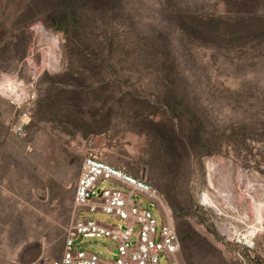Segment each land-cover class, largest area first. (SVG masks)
Instances as JSON below:
<instances>
[{
    "label": "rangeland",
    "instance_id": "1",
    "mask_svg": "<svg viewBox=\"0 0 264 264\" xmlns=\"http://www.w3.org/2000/svg\"><path fill=\"white\" fill-rule=\"evenodd\" d=\"M118 1L0 0V74L35 93L24 138L0 94V264H21L35 242L34 264L62 254L88 153L158 191V205L135 198L160 226L165 217L190 231L182 264H264V0ZM66 5L89 18L64 19ZM84 216L126 227L101 211ZM113 245L76 239L105 260Z\"/></svg>",
    "mask_w": 264,
    "mask_h": 264
},
{
    "label": "built area",
    "instance_id": "2",
    "mask_svg": "<svg viewBox=\"0 0 264 264\" xmlns=\"http://www.w3.org/2000/svg\"><path fill=\"white\" fill-rule=\"evenodd\" d=\"M0 94L16 108L17 115L9 123L12 134L24 138L28 133L31 116L26 107L35 98L30 84L16 74H0ZM105 180H114L119 187L103 189ZM142 193L158 205L159 194L150 183L123 169L105 162L94 153H88L80 166L74 192L75 221L64 241L62 254L49 259V264H182L179 260L182 243L175 226L166 220L160 226L154 213L144 207L135 195ZM101 211L124 221L126 227H110L91 216L80 217V212ZM87 235L110 238L114 245L113 257L76 249V239ZM136 236V242H132Z\"/></svg>",
    "mask_w": 264,
    "mask_h": 264
},
{
    "label": "trees",
    "instance_id": "3",
    "mask_svg": "<svg viewBox=\"0 0 264 264\" xmlns=\"http://www.w3.org/2000/svg\"><path fill=\"white\" fill-rule=\"evenodd\" d=\"M70 2L71 0H59V3H61V4H65V3H67V2ZM73 1H75L76 3H77V1H85V0H73ZM108 1V3H109V5L110 4H117L119 1L118 0H107ZM103 6H101V7H99L98 9H97V14H96V16H100L99 14L101 13V12H103L104 11V9H106L105 7H103ZM68 7H67V5H66V7H62V8H60V9H58L59 10V12H60V14H61V16H63V18L64 19H71L73 22L75 21V22H77V23H81L82 22V18L86 15V19L87 18H89V15H87V13H86V10H84L85 11V13L83 14V12L82 11H78L79 13H76V10L74 9V8H69V9H67ZM115 12V11H114ZM219 20V19H218ZM98 21L99 22H102V17H99L98 18ZM110 46H112V45H110ZM89 50H91V53H90V55H92L95 51H94V49H89ZM81 52H83L82 50H81ZM153 52V51H152ZM85 53V52H84ZM113 53V48L111 49V51H110V54H112ZM194 134H196V135H198V131H196V130H194L193 129V135ZM192 135V134H191ZM190 138V137H189ZM192 138V137H191ZM180 232V233H179ZM178 233H179V236H180V240H181V243H182V248H183V244H186V243H190L191 241H192V237H191V235H190V231H188V230H186L185 228H180V231H178Z\"/></svg>",
    "mask_w": 264,
    "mask_h": 264
},
{
    "label": "water",
    "instance_id": "4",
    "mask_svg": "<svg viewBox=\"0 0 264 264\" xmlns=\"http://www.w3.org/2000/svg\"><path fill=\"white\" fill-rule=\"evenodd\" d=\"M82 240V237H80ZM110 250H114L112 247H109ZM42 254V246L40 243H30L27 244L19 253V262L21 264H34L40 258Z\"/></svg>",
    "mask_w": 264,
    "mask_h": 264
},
{
    "label": "bare ground",
    "instance_id": "5",
    "mask_svg": "<svg viewBox=\"0 0 264 264\" xmlns=\"http://www.w3.org/2000/svg\"><path fill=\"white\" fill-rule=\"evenodd\" d=\"M48 39L50 41L52 40V44L54 43V45H55V41L52 39L51 36L48 35ZM51 53H50V55L47 56V63L50 64V66L53 65L54 62H58V56L55 53H54V55H51ZM203 199H205V202L207 204H209L210 206L215 207L216 209H218V205H217V203H215V201H213V199H211V198L208 199L207 196L204 195V194H203ZM255 230H260V227L259 226L258 227L257 226H254V230H252L248 234V236L252 235ZM248 236L247 235H244V237L246 238V242L252 244V240H251L252 237L250 239H248L247 238Z\"/></svg>",
    "mask_w": 264,
    "mask_h": 264
},
{
    "label": "crops",
    "instance_id": "6",
    "mask_svg": "<svg viewBox=\"0 0 264 264\" xmlns=\"http://www.w3.org/2000/svg\"><path fill=\"white\" fill-rule=\"evenodd\" d=\"M112 247V246H111ZM113 248V247H112Z\"/></svg>",
    "mask_w": 264,
    "mask_h": 264
}]
</instances>
